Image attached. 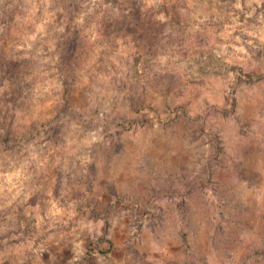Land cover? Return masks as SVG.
Instances as JSON below:
<instances>
[{
	"label": "clouds",
	"instance_id": "1",
	"mask_svg": "<svg viewBox=\"0 0 264 264\" xmlns=\"http://www.w3.org/2000/svg\"><path fill=\"white\" fill-rule=\"evenodd\" d=\"M0 264H264V0H0Z\"/></svg>",
	"mask_w": 264,
	"mask_h": 264
}]
</instances>
